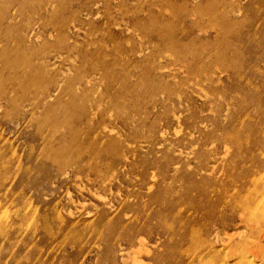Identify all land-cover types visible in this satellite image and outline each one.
I'll return each instance as SVG.
<instances>
[{"label": "rangeland", "instance_id": "374dc122", "mask_svg": "<svg viewBox=\"0 0 264 264\" xmlns=\"http://www.w3.org/2000/svg\"><path fill=\"white\" fill-rule=\"evenodd\" d=\"M0 264H264V0H0Z\"/></svg>", "mask_w": 264, "mask_h": 264}, {"label": "bare ground", "instance_id": "6f19581e", "mask_svg": "<svg viewBox=\"0 0 264 264\" xmlns=\"http://www.w3.org/2000/svg\"><path fill=\"white\" fill-rule=\"evenodd\" d=\"M251 262V261H250Z\"/></svg>", "mask_w": 264, "mask_h": 264}]
</instances>
